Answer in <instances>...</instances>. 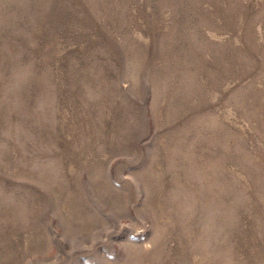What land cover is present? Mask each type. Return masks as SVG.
<instances>
[{"label":"rangeland","instance_id":"rangeland-1","mask_svg":"<svg viewBox=\"0 0 264 264\" xmlns=\"http://www.w3.org/2000/svg\"><path fill=\"white\" fill-rule=\"evenodd\" d=\"M0 264H264V0H0Z\"/></svg>","mask_w":264,"mask_h":264},{"label":"clouds","instance_id":"clouds-1","mask_svg":"<svg viewBox=\"0 0 264 264\" xmlns=\"http://www.w3.org/2000/svg\"><path fill=\"white\" fill-rule=\"evenodd\" d=\"M132 238L134 239L135 237L133 236Z\"/></svg>","mask_w":264,"mask_h":264}]
</instances>
